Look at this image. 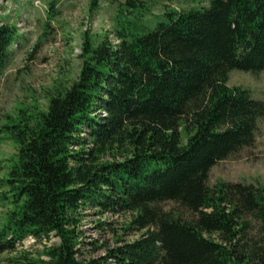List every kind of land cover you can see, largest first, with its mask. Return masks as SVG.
Masks as SVG:
<instances>
[{"label": "trees", "instance_id": "obj_1", "mask_svg": "<svg viewBox=\"0 0 264 264\" xmlns=\"http://www.w3.org/2000/svg\"><path fill=\"white\" fill-rule=\"evenodd\" d=\"M159 1L162 20L142 35L117 23L118 43L85 37L77 79L7 128L13 209L0 254L53 236L37 264H264V187L207 183L217 162L254 144L264 117L263 101L228 86L233 70H264V0L186 11L166 4L197 0H123L118 12L141 20ZM15 31L0 24V74ZM166 202L193 218L163 211ZM87 208L126 214L123 230L142 233L112 248L89 243L105 255L84 260Z\"/></svg>", "mask_w": 264, "mask_h": 264}, {"label": "rangeland", "instance_id": "obj_2", "mask_svg": "<svg viewBox=\"0 0 264 264\" xmlns=\"http://www.w3.org/2000/svg\"><path fill=\"white\" fill-rule=\"evenodd\" d=\"M208 1H173L166 5L169 10L186 11L205 7ZM93 3L94 0H0V24L16 28L9 63L0 74V229L6 223L7 213L13 209V193L4 179L7 177L6 161L15 154L16 147L4 136L7 128L16 124L21 113L36 112L34 106L44 110L56 89L68 87L77 79L85 37L99 41L108 34L113 41L117 23L118 27L122 25L142 35L162 20L158 16L165 5L160 1L150 3L149 11L140 20V10L130 14L124 10L118 12L123 0ZM140 24L144 26L139 27ZM228 86L248 90L253 99L264 102V70L256 76L233 70L228 76ZM222 182L264 187V117L258 120L251 147L217 162L210 169L208 186ZM160 208L184 219L193 218L190 212L174 202L160 204ZM128 221L126 214H100L92 208L84 210L80 224L83 243L79 247L82 259L103 257L106 247H114L119 239L125 242L138 239L141 231L123 230ZM99 224L103 226L99 228ZM89 243L102 245L105 249L94 248ZM56 244L58 240L53 236L41 241L26 238L15 245L13 252L0 254V264H37L38 259L44 260L42 248Z\"/></svg>", "mask_w": 264, "mask_h": 264}]
</instances>
